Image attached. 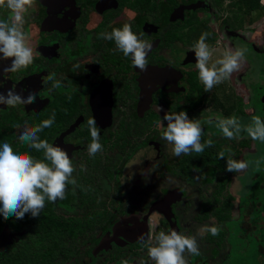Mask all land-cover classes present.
Segmentation results:
<instances>
[{
    "label": "flooded vegetation",
    "instance_id": "flooded-vegetation-1",
    "mask_svg": "<svg viewBox=\"0 0 264 264\" xmlns=\"http://www.w3.org/2000/svg\"><path fill=\"white\" fill-rule=\"evenodd\" d=\"M225 1L230 15L221 24L234 48L247 52L232 73L234 79L228 78L232 83L227 79L206 92L193 45L204 32L209 33L206 42L215 45L218 40L199 13ZM252 4L36 0L24 24L34 62L6 73L3 69L11 60H0V92L15 88L27 95L31 90L36 101L15 108L0 104V146L9 143L14 150L44 159L43 151L19 136L55 111V123L38 135L68 153L77 184L68 185L64 199L46 201L38 217L26 213L23 219H5L0 214V264H154L137 237L171 230L196 236L200 255L185 253L188 264L264 263V196L254 171L262 168L264 142L244 131L240 139L229 140L215 123H204L236 116L245 126L253 116L264 118V45L258 48L234 30L253 12L264 18V0ZM11 16L0 7V19ZM209 18L217 19L211 14ZM125 23L152 45L145 71L134 67L114 41L100 36ZM261 37L264 40V34ZM216 53L209 63L221 56ZM49 73H56L60 88L49 91L51 82L42 83ZM182 110L202 122V143L213 140L203 153L177 157L172 145L161 139L167 126L164 113ZM89 118L96 120L103 145L94 157L88 153ZM221 151L223 159L218 158ZM229 156L246 161L248 167L239 173L227 171ZM211 226L220 229L219 235L206 231ZM231 237L246 244L235 249Z\"/></svg>",
    "mask_w": 264,
    "mask_h": 264
},
{
    "label": "clouds",
    "instance_id": "clouds-1",
    "mask_svg": "<svg viewBox=\"0 0 264 264\" xmlns=\"http://www.w3.org/2000/svg\"><path fill=\"white\" fill-rule=\"evenodd\" d=\"M35 3L36 0H0V7L12 13L8 20L0 19V54H2L0 60H11L10 66L5 67L3 72H18L34 62V49L27 43L24 24L28 9ZM208 35L207 32L202 33L193 45L195 66L206 92H210L214 86L223 83L234 71H237L247 52L245 48L227 50L222 54V58L209 63L214 49L206 43ZM100 36L105 40L114 41L117 49L125 57H131L134 67L141 71L146 70L147 55L152 45L134 33L129 23H125L122 28H113L109 33H101ZM75 67L79 68V65ZM49 82H51L49 91L61 87V81L56 78V73H49L42 81L43 84ZM23 91L21 89L17 92L15 88H10L6 94L0 92V104L15 108L18 105L35 103L36 93L30 90L27 95H23ZM55 116L56 113L53 111L48 119L35 127L26 128L19 136L21 142L37 151H43L44 159H35L28 153L14 150L9 143L0 146V214L5 219L10 215L23 219L26 213L38 217L46 201L54 203L58 199H64L68 185L77 184L73 178L75 167L68 153L60 146L40 139L38 135L44 128L51 127L55 123ZM163 120L167 121V126L161 133V139L172 145V155L179 157L191 155L193 152L200 154L206 147L213 146L211 138L201 142L204 134L202 122L199 119H189L185 111L166 112ZM204 123L209 125L215 123L223 136L229 140L240 139V134L244 131L251 139L264 142V119L260 116H253L252 123L245 126L241 125L236 116L218 118L215 121L208 119ZM87 124L92 138L88 153L90 157H94L103 149V145L99 142L100 130L94 118H89ZM224 157V151L218 153L219 159ZM247 167L246 161H238L231 156L227 158L226 169L229 172L239 173ZM206 231L212 236H217L220 229L211 226ZM137 242L147 246L148 261L154 264H188L185 253L200 255L196 236L185 235L176 230L167 233L160 231L154 237L147 238L141 233L137 237ZM121 264H131V261L123 260ZM139 264H147V262L140 260Z\"/></svg>",
    "mask_w": 264,
    "mask_h": 264
},
{
    "label": "rangeland",
    "instance_id": "rangeland-1",
    "mask_svg": "<svg viewBox=\"0 0 264 264\" xmlns=\"http://www.w3.org/2000/svg\"><path fill=\"white\" fill-rule=\"evenodd\" d=\"M257 2L258 0H255L254 4L256 5ZM228 7H230V5H226V1H225L221 6H219L218 8H215L216 10L213 9L214 8L213 7L208 12L203 11L202 13H199L202 18H207L205 23H208L209 25L211 24L212 29L216 30L218 43L215 45L210 44L209 42H206V43H208L210 48L214 49L213 51L214 53L217 52L216 54L221 55L217 59L222 58V54L224 50L234 51L235 49L234 48L235 44L232 42V39L229 37L230 35L225 33V28L221 24L222 18H226V16L228 17L230 15V11L228 10ZM210 14L213 15V17H217V19L214 21L212 18H209ZM234 30H238V32L242 33L247 40L255 41L258 48H262V46L264 45L263 44L264 40L261 37L264 34V18L261 16L260 13L253 12L250 15L245 16L243 27L234 29ZM230 78L234 79V76L231 74ZM229 82L232 83L231 80H229ZM261 161H262L261 162L262 168L260 169L255 168L254 171L259 173L256 177V184L260 185L259 187L260 189L263 190L262 194L264 196V146H262L261 148ZM262 201H264L263 198H262ZM154 221L155 219L151 218L150 222H154ZM230 241L234 243L235 249L239 248L240 246H243L245 243L240 238H233V237H231Z\"/></svg>",
    "mask_w": 264,
    "mask_h": 264
},
{
    "label": "trees",
    "instance_id": "trees-1",
    "mask_svg": "<svg viewBox=\"0 0 264 264\" xmlns=\"http://www.w3.org/2000/svg\"><path fill=\"white\" fill-rule=\"evenodd\" d=\"M251 1L253 2V4L255 3V0H245V2L247 3L248 7L250 6ZM253 4H252V6H253ZM261 8H262V10L264 12V4L261 5ZM263 233H264V230H263ZM262 261L264 262V256H263V260Z\"/></svg>",
    "mask_w": 264,
    "mask_h": 264
}]
</instances>
